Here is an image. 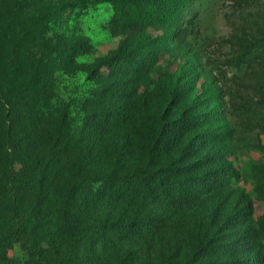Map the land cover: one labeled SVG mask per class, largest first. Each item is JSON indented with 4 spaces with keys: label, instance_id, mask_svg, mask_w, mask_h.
Returning <instances> with one entry per match:
<instances>
[{
    "label": "trees",
    "instance_id": "trees-1",
    "mask_svg": "<svg viewBox=\"0 0 264 264\" xmlns=\"http://www.w3.org/2000/svg\"><path fill=\"white\" fill-rule=\"evenodd\" d=\"M189 1L39 0L30 22L32 0L0 2L12 37L42 38L52 17L100 2L112 8L110 33L132 41L88 64L78 58L90 40L71 32L44 36L38 58L0 54V238L21 246L24 264H264V216L231 161L241 131L264 135V82L251 70L264 28L248 11L255 34L236 28L227 40L232 76L250 94L181 85L185 72L160 60ZM176 41L192 50L183 34ZM38 104L35 118L24 114ZM251 165L264 204V169ZM0 263L19 264L5 252Z\"/></svg>",
    "mask_w": 264,
    "mask_h": 264
},
{
    "label": "rangeland",
    "instance_id": "rangeland-1",
    "mask_svg": "<svg viewBox=\"0 0 264 264\" xmlns=\"http://www.w3.org/2000/svg\"><path fill=\"white\" fill-rule=\"evenodd\" d=\"M38 1L32 0L31 10L27 9L26 11V19L29 22L33 19L35 12L40 10L38 6L40 3ZM237 1H242L241 5L245 3L239 7L233 0L189 1L191 8L184 13L178 28L172 32V36L168 41L170 51L169 53H164L160 60L161 65L166 64L168 69L174 74L179 73L180 69L183 71V74L185 72L186 76L181 80V85H184L187 79H192L194 80L193 84L196 83L203 90L213 86L218 87L221 81L227 84L228 87L226 88L235 94L233 96L234 98H237L240 94L244 96L250 94V88L244 87L240 81L232 76L234 68H230V63L236 62L233 59L236 53L230 49L227 40L231 39L236 28H243L242 33L245 30L249 35L255 34L257 25L254 26L252 22L256 21L255 19L257 18L253 15L248 17L247 14L249 12L255 13L258 16L260 28H264V0ZM52 2H58V0H46V5L52 6ZM111 15L112 8L107 3L98 2L91 4L89 7L78 9L68 8L62 15H58L55 18L52 17L49 21V28L43 34L42 38L45 36L47 41L53 42L58 39L59 34L67 35V32L76 35L81 34L90 40L91 50L87 54L79 57L78 61L86 64L92 63L96 57L102 56L111 50H116L118 47L126 50L129 44L132 43L128 36H114L110 33L109 21ZM15 17V13L12 11L11 18L14 20ZM7 18L9 19V15H7ZM30 28H33L32 25H30ZM13 29L9 28L8 25H6V28L5 25L0 26V39L3 38L0 46V54L5 56L4 59L14 49L26 50L30 57L32 55L38 58V54L41 51L39 42L42 44L43 39L37 31L34 35L24 33L17 38L7 33V30ZM150 33L152 35L158 34L153 28L150 29ZM178 34H183L186 37V40L192 45V50L185 51L179 49L176 41ZM257 49L255 50L257 52L253 53L254 55L252 54L255 60L251 62V70L257 72L262 77L261 81L264 82V41L259 43ZM189 60L193 63L189 62ZM206 77H209V82L206 81ZM60 83L69 84V81L61 78L58 81V84ZM188 84L186 83V86ZM33 108L37 110H33ZM33 108H29V110L24 108V114L40 113L38 111L39 104ZM49 109L41 108V112H46ZM34 114H29L30 118H35ZM232 148L237 157L235 159L231 157V161L237 168L239 175V183H236L235 186L243 188L251 195L254 216L256 218L264 216V204L256 195L251 194L254 192L253 185L255 183L252 178L257 177L256 173L253 172L252 174L251 164L264 169V135L258 138L254 137L253 134L241 131L238 136V142L234 143ZM0 216V225H3L5 221L3 216ZM29 223L27 227L33 229L32 225L34 226V223ZM10 224L9 222L8 225ZM24 226L25 223L23 224V228H25ZM28 236V238H32L29 245L32 244L34 246L33 230L28 232ZM5 243L11 244L3 240V238H0V252H5L19 264L28 262L26 253L18 243H12L8 248L3 247Z\"/></svg>",
    "mask_w": 264,
    "mask_h": 264
}]
</instances>
